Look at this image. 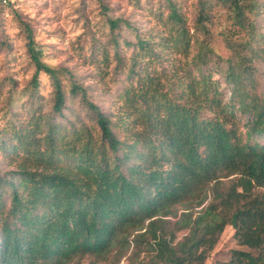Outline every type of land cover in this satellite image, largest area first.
<instances>
[{
  "label": "trees",
  "instance_id": "trees-1",
  "mask_svg": "<svg viewBox=\"0 0 264 264\" xmlns=\"http://www.w3.org/2000/svg\"><path fill=\"white\" fill-rule=\"evenodd\" d=\"M216 1L231 24L221 33L230 52L223 69L228 93L208 68L215 54L206 26L210 2L198 0L191 29L176 2L163 0L165 17L157 16L165 29L157 38L136 37L116 113L90 101L68 69L43 62L20 20L34 67L29 84L36 91L45 74L52 104L11 131L8 148L23 161L0 173V264L91 263L128 247L136 231L135 246L149 239L152 252L138 264H206L226 225L247 250L232 249L214 264H264V73L255 66L264 65L257 22L264 6ZM121 22L107 18L111 31ZM73 98L92 126L56 121ZM237 113L249 116L243 131ZM176 205L190 210L176 223L185 229L177 241L163 230Z\"/></svg>",
  "mask_w": 264,
  "mask_h": 264
},
{
  "label": "rangeland",
  "instance_id": "rangeland-1",
  "mask_svg": "<svg viewBox=\"0 0 264 264\" xmlns=\"http://www.w3.org/2000/svg\"><path fill=\"white\" fill-rule=\"evenodd\" d=\"M173 1L186 18L187 25L193 29L198 0ZM206 1L210 2L212 15L206 26L211 37L210 46L215 53L208 68L213 71L214 78L220 80L221 87L227 90L223 69L230 52L221 33L231 24L222 4L216 0ZM254 1L264 6V0ZM165 7L163 0H0V173L14 169L23 161L8 148L12 129L27 125L35 115L49 113L52 104V86L45 74L39 73L36 91L29 84L34 67L27 53L20 22L30 27L43 62L51 67L68 69L76 83L85 89L90 101L106 113H116L120 93L129 82L127 69L132 44L137 36L157 38L163 33V21L157 15L161 13L165 17ZM107 18L123 22L111 31ZM257 22L263 29L264 15L257 16ZM202 36L199 34L200 38ZM173 57L168 56L165 64ZM255 66L258 75L264 73V65L257 62ZM61 79L67 91L70 80L67 75ZM248 117V114L237 113L240 130H244ZM76 118L92 126L90 114L80 101L67 99L63 116H57L56 121L63 123L66 119L73 121ZM227 183V179H223L221 186ZM212 185H209L206 203L212 199ZM199 208L191 209L192 216ZM187 211L190 210L183 205H176L174 214L164 218L163 230L173 233L175 241L185 233V229H179L176 223ZM136 232L130 235L128 247H115L103 259H91V263L87 258L75 259L69 264H138L147 261L152 255L147 249L151 240L146 239L147 242L136 247L132 241ZM232 249L247 250V247L235 244L233 230L226 225L206 264L228 260Z\"/></svg>",
  "mask_w": 264,
  "mask_h": 264
}]
</instances>
